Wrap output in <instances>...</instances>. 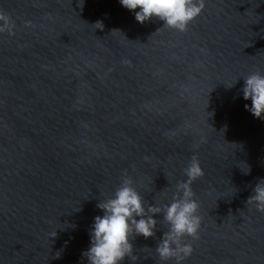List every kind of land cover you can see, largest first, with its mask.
<instances>
[{"label": "water", "instance_id": "95a60500", "mask_svg": "<svg viewBox=\"0 0 264 264\" xmlns=\"http://www.w3.org/2000/svg\"><path fill=\"white\" fill-rule=\"evenodd\" d=\"M0 12L13 25L0 31V264H88L97 204L127 176L163 207L193 156L201 227L183 264H264V212L247 204L264 119L242 93L264 73V0H206L183 32L119 0H0ZM157 219L122 264H176L155 251Z\"/></svg>", "mask_w": 264, "mask_h": 264}, {"label": "clouds", "instance_id": "9594fccd", "mask_svg": "<svg viewBox=\"0 0 264 264\" xmlns=\"http://www.w3.org/2000/svg\"><path fill=\"white\" fill-rule=\"evenodd\" d=\"M119 3L134 11L136 21L141 24L157 17L164 22L163 26L181 32L187 30L191 21L206 6V0H119ZM137 9L139 10L136 11ZM0 21L3 22L0 24V31L7 29L11 33L13 25L9 17L0 12ZM95 25H102L97 29L104 28L102 20L95 22ZM243 78V99L251 100V104L244 105L245 109L255 118L264 119V73L254 72ZM239 79L226 84L231 88ZM244 171L249 174L251 168L244 167ZM184 174L187 179L176 184L172 201L163 207L146 205L144 196L134 181L125 176L113 195L97 204L104 214L94 218L89 230L90 247L82 253L87 257L88 264H122L126 258L132 259L135 256L132 240L136 236L142 235L148 239L156 234L159 223L157 214H163L168 229L155 248L156 253L162 261L175 258L176 264H183L194 251L192 244L184 238L197 237L201 227L199 202L195 199L191 185L205 173L196 156H193L184 169ZM247 204L264 212V179L256 184ZM56 235L57 232L52 237Z\"/></svg>", "mask_w": 264, "mask_h": 264}]
</instances>
